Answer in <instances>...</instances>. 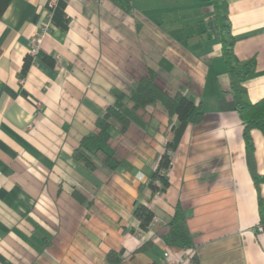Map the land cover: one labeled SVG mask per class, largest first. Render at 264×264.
<instances>
[{
  "label": "crops",
  "instance_id": "0c3cea01",
  "mask_svg": "<svg viewBox=\"0 0 264 264\" xmlns=\"http://www.w3.org/2000/svg\"><path fill=\"white\" fill-rule=\"evenodd\" d=\"M60 1L64 30L41 31L52 0H11L0 17V264H163L167 251L178 264H264V181L256 185L247 165L208 0H129L128 11L114 0ZM225 2L237 60H255L245 88L256 103L264 0ZM35 38L39 54L21 76ZM150 74L203 112L170 154L164 193L151 190L150 177L177 118L160 105L131 112L124 132L112 120L104 144L89 139L113 90L126 93ZM251 137L264 177V136ZM82 142L93 166L74 156ZM137 205L154 215L146 230ZM177 207L192 239L186 251L164 242Z\"/></svg>",
  "mask_w": 264,
  "mask_h": 264
},
{
  "label": "trees",
  "instance_id": "16d2710c",
  "mask_svg": "<svg viewBox=\"0 0 264 264\" xmlns=\"http://www.w3.org/2000/svg\"><path fill=\"white\" fill-rule=\"evenodd\" d=\"M10 1L0 0V17L8 7ZM114 1L121 9L125 11L130 9L129 0ZM208 2L212 7L213 18L218 25L221 57L225 63L230 81L227 94L231 96L243 125L247 165L253 181L257 185L264 181V177L260 176L255 168V148L251 131L257 130L264 136V97L256 103H250L247 101V91L245 88V83L254 72L255 60L254 58L243 62L237 60L233 51L235 41L231 33L225 0H208ZM64 8L65 4L60 0H56L55 6L50 8L52 12L51 23L56 24L63 30L67 27ZM42 59H45V57H42ZM32 61L33 58L31 56H27L24 59L21 76L26 75ZM112 95L114 98L113 103L108 106L105 114L96 121L98 133L89 138L95 145L104 144L109 140L112 120L120 125V132H124L130 122L131 112L144 109L149 105L158 104L168 117L175 116L177 118V123L172 127L173 139L166 145L165 152L159 157L156 169L150 177L149 187L151 190L155 193H164L169 187V181L165 175L166 170L170 167L169 152L174 150L187 124L199 123L202 120L203 112L200 105L195 104L192 99L180 94L174 96L167 95L155 84L152 74L133 83L126 93L113 90ZM130 104L131 107L128 109ZM83 144L84 142L75 151L74 156L75 158L82 159L88 166H93L90 157L83 152ZM156 180L159 181V186L155 184ZM259 215L261 225L264 227V198L261 197H259ZM134 216L140 221V228L142 230L148 228L154 217L153 213L143 205H137ZM185 219V215L177 207L174 217L170 222L169 232L164 237V242L167 246L176 247L183 251L189 250L192 247V239L186 227ZM107 260L116 263L119 261V257L114 253H108Z\"/></svg>",
  "mask_w": 264,
  "mask_h": 264
},
{
  "label": "built area",
  "instance_id": "2783aa9c",
  "mask_svg": "<svg viewBox=\"0 0 264 264\" xmlns=\"http://www.w3.org/2000/svg\"><path fill=\"white\" fill-rule=\"evenodd\" d=\"M56 4V0H52V3L50 5V8L54 7ZM49 8V13L47 15V23L42 27L41 31L43 33L48 31V26L51 24V18H52V12L50 11ZM39 40H35L33 42L32 48L29 51V56H31L33 58V60H35L36 56L39 54V45H38ZM169 152V151H168ZM169 154H171V152H169ZM155 184L159 186V181L156 180ZM257 231L258 232H263L264 231V227L262 226H257ZM163 264H178L177 260H175L174 258H172L171 254L169 251L164 253V263Z\"/></svg>",
  "mask_w": 264,
  "mask_h": 264
},
{
  "label": "rangeland",
  "instance_id": "374dc122",
  "mask_svg": "<svg viewBox=\"0 0 264 264\" xmlns=\"http://www.w3.org/2000/svg\"><path fill=\"white\" fill-rule=\"evenodd\" d=\"M35 40H37V39L35 38Z\"/></svg>",
  "mask_w": 264,
  "mask_h": 264
}]
</instances>
